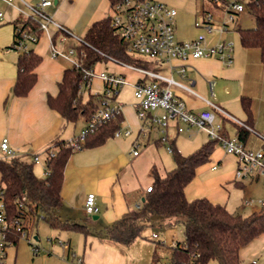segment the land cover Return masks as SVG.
I'll return each instance as SVG.
<instances>
[{
	"label": "crops",
	"instance_id": "0c3cea01",
	"mask_svg": "<svg viewBox=\"0 0 264 264\" xmlns=\"http://www.w3.org/2000/svg\"><path fill=\"white\" fill-rule=\"evenodd\" d=\"M25 1L36 3L40 0ZM51 1L52 4L45 8L46 12L52 16L54 21L82 38L94 22L111 16L113 12L110 0ZM159 1L177 9L176 37L178 39H193L203 33L207 37L208 45H214L220 39L233 41V62L227 64L215 56L188 58L185 61L179 59L149 61L145 57L133 55L142 59L143 65L153 72L172 78L177 83L172 85L174 93L178 98L183 99L192 111L213 110L217 121L222 124L221 133L224 136L239 137L240 124L217 111L212 104L218 105L245 124H250L252 130L243 141L250 148H261L263 140L260 134L264 135V61L259 48L245 47L241 43L238 32V26L244 27L242 25L244 22H248L246 27H254L255 20L253 22L250 18L246 19L247 15L244 16L242 11L236 15V22L230 25L223 34L216 29L209 33L205 28L195 25L198 13L203 16V13L209 11L205 0ZM212 3L214 4L213 1ZM213 4L210 2V6ZM217 6L214 4L219 14L213 15L218 20L222 18L223 11ZM22 10L27 11V7L21 0H14L12 4L0 2V11L4 13L0 17V142L4 137H8L10 145L16 149L18 156L31 160L34 156H38L41 162H35V165L41 168L43 174L40 175L36 171L35 173L42 178L46 176L45 160L48 153L55 150L59 141L69 140L88 125L86 121V125L78 131L77 122L67 121L47 102L48 96L58 94V84L65 70L71 67L68 60L52 57L51 43H55L61 49L69 46L77 47L80 43L71 34L50 24L53 28L49 26L48 33L41 34L37 42L29 44L30 49L42 57V61L35 69L36 84L28 95L16 96L13 88L18 73L17 59L21 50H14L12 45L16 39V27L24 18ZM109 60L115 63V68L105 70L102 66L107 63L99 61L93 65L95 70L120 73L130 82H137L141 79L137 72L127 66L113 59ZM181 67L185 68L184 75L179 71ZM95 77L92 83L97 81L100 88L93 93L99 95L102 92L103 81L100 77ZM146 79L150 80L151 77ZM211 82L214 83L213 92L210 87ZM91 90L90 88L88 92L92 93ZM119 95L120 92L117 101L122 105L123 120L119 128L122 135L113 136L95 147L75 150L65 167L61 188L62 204L56 209V213L63 221L85 225L88 231L52 227L43 217L35 219L29 216V238L30 241L40 246L41 252L34 254L28 239L17 238L15 243L6 249L5 260L7 262L13 264H80L74 258V253L82 257L84 264H163L165 263L161 261L163 257L170 262L173 242L184 239V232L182 240H179L173 232L169 231L170 224L164 225L167 228L165 231L167 235L163 240L156 232L152 233L151 237L158 238L157 242L148 239L151 240L149 242L141 236L125 244L112 241L103 233L107 225L122 217L130 209L139 207L148 186L153 184L152 182L144 185L137 179L139 177L137 176L138 166L146 162L147 158V154L144 158V154L140 151L141 144L147 146L146 150L151 146L154 147V144L148 146L150 143L163 145L158 128L155 125H152L150 129L145 128L144 121L137 117L136 101L126 109L125 104L118 100ZM244 96L250 100L251 114L242 104ZM156 113L161 114L162 110L159 109ZM127 130L130 131L129 135L124 134ZM153 131H156L159 136L154 137ZM167 131L169 140L164 144L172 157L173 149L169 151L168 145L172 148L176 147L183 154H189L209 140L207 133L198 128H193L190 132H178L175 120H170ZM182 133H185L189 142L193 143L192 146H195L190 152H183V147L177 144ZM152 138L153 142H151ZM135 149L138 150V154H134ZM131 152L132 155H130ZM1 155L0 149V157ZM228 155L235 158V169H224ZM169 161L173 168L175 166L174 157L173 161L171 158ZM237 164V157L226 153L218 144L210 160L197 168L194 179L185 188L187 198L193 200L206 197L213 203L225 205L234 213L238 212L233 211L230 206L236 204H238L237 209L252 207V212L259 210L260 207L256 208L255 201L251 206L244 205L243 201L246 197L244 199L241 197L238 201L236 200L237 203L235 200L232 203V195L236 189L231 186L246 187L245 180L235 178ZM153 170L162 176L167 172L160 173L155 166L151 172ZM260 176L250 179H258ZM91 192L96 194V203L99 207L96 214H89L85 210L86 197ZM57 238L69 242L70 247L67 248L56 242ZM240 257L242 264H251L254 260L256 264H264V235L243 246L240 249ZM207 264H219V262L211 259Z\"/></svg>",
	"mask_w": 264,
	"mask_h": 264
},
{
	"label": "trees",
	"instance_id": "16d2710c",
	"mask_svg": "<svg viewBox=\"0 0 264 264\" xmlns=\"http://www.w3.org/2000/svg\"><path fill=\"white\" fill-rule=\"evenodd\" d=\"M110 1L114 7L126 0ZM244 1L255 18V26H238L240 41L245 47L259 48L264 61V0ZM19 23L25 28H32L26 20H20ZM84 40L87 44L82 43L77 49L79 53H85L84 63L87 66L109 59L143 65L142 59L129 52L126 42L112 25L111 16L94 22ZM41 61L42 57L33 49L20 51L13 88L16 96H26L34 87L37 81L35 69ZM82 82V73L71 66L65 70L58 84V94L47 98L49 106L69 122L76 123L82 117L89 122L103 97V94L91 92L84 96L86 90ZM242 104L251 114L248 97L242 98ZM122 120L121 113L90 131L79 149L101 145L115 136ZM247 125L251 127L250 124ZM249 131L240 125L239 138L246 139ZM217 145V140L209 139L189 154H183L173 147L175 166L164 176L153 170L152 189L143 196L140 206L130 209L107 225L103 230L104 236L127 244L141 237L146 227L181 221L184 239L172 246L170 264H188L191 261L207 264L211 259L217 260L219 264H242L240 249L264 235V204L259 210L244 216L231 212L225 205L213 203L206 197L189 200L185 193L197 168L210 160ZM53 151L54 155H49L46 159L49 173L42 178L35 173L34 159L23 156L0 157V186L7 212L11 216L20 214L19 203L23 202L26 206L24 211L29 216L35 219L43 217L52 227L87 232L85 225L63 221L56 213V209L62 204L61 188L65 167L75 149L68 140H64L59 141Z\"/></svg>",
	"mask_w": 264,
	"mask_h": 264
},
{
	"label": "built area",
	"instance_id": "2783aa9c",
	"mask_svg": "<svg viewBox=\"0 0 264 264\" xmlns=\"http://www.w3.org/2000/svg\"><path fill=\"white\" fill-rule=\"evenodd\" d=\"M14 0H0L12 4ZM27 7L23 20L31 25V29L25 28L21 23L17 25V36L14 47L17 50H29V44L39 40L41 34L49 32L50 24H54L59 30H63L80 43L87 44L84 38L72 34L65 26L53 20L45 8L52 4L51 0H40L36 3H29L21 0ZM223 11L221 19H215L214 15L206 11L203 13V21L196 20L197 27H203L207 32L212 33L215 29L223 34L229 29V26L236 22V15L245 10L244 0H212ZM112 25L117 33L126 42L130 53L138 56H144L149 61H170L179 59L182 61L188 58L201 57H217L231 64L233 62L232 51L234 48L233 41L224 39L218 40L214 45H208L205 34H199L193 39L180 40L176 37V16L177 9L169 6L165 2L159 0H126L112 7ZM4 13L0 11V17ZM51 55L53 58H64L68 60L71 66L75 67L82 73L83 88L89 90L92 87V80L98 76L103 81V94L100 104L88 125L76 136L68 140L73 149L77 150L81 147L87 134L97 128L106 121L118 116L122 113V105L117 101L120 90L125 85H132L134 88V96L136 98L135 107L137 117L143 120L145 128L155 125L160 132V140L163 143L168 142L167 130L170 120L177 122L178 132H190L193 128L204 130L209 139L217 140L218 144L226 151L237 157L238 166L235 171L236 180H247L264 174V135L260 134L263 140V146L259 149H253L244 143L238 136L229 138L221 133L222 124L217 121L216 113L213 110L192 111L185 101L178 98L173 91L172 85L177 84L172 78H167L153 72L148 67L141 64L126 63L115 60L121 65L127 66L131 70L137 72L141 79L137 82H130L124 75L115 72L96 71L94 66H87L84 62L85 53H79L77 47L69 46L66 49L59 48L55 43H51ZM182 75L185 74V68L179 69ZM147 77H151L147 80ZM213 92L214 83H210ZM98 94V93H96ZM217 110L238 122L240 125L252 130L244 122L238 120L232 114L228 113L216 104H212ZM161 109L162 113H156ZM125 135H129L130 131H125ZM122 135L120 129L115 132V136ZM172 151L170 145L167 146ZM2 152L1 158H13L18 156L9 142L8 137H4L0 142ZM134 154H138V150H134ZM49 155H54V151H50ZM36 163L41 162L38 156H34ZM47 164V160H45ZM216 166H214L215 168ZM49 173L48 167L45 174ZM152 186H148L150 191ZM264 204V200L260 202ZM244 205L251 206L254 200L246 198ZM21 213L18 215H9L3 199V189L0 186V264H13L5 260L6 249L15 243L17 238H25L30 241V223L29 215L26 213L23 202L19 203ZM85 210L89 214H96L99 207L96 203V194L91 192L87 195L85 201ZM156 236V234H154ZM51 240V239H50ZM32 250L34 254L41 252V248L37 243L32 241ZM56 242L69 248V242L60 238ZM177 242H173L175 246ZM74 258L80 264H84L82 257H78L75 253ZM170 264V262L165 263ZM188 264L194 263L193 261ZM251 264H256L254 260Z\"/></svg>",
	"mask_w": 264,
	"mask_h": 264
},
{
	"label": "rangeland",
	"instance_id": "374dc122",
	"mask_svg": "<svg viewBox=\"0 0 264 264\" xmlns=\"http://www.w3.org/2000/svg\"><path fill=\"white\" fill-rule=\"evenodd\" d=\"M210 2L212 3V0H205V4L207 7V10H209L212 14L217 15L219 14L218 10H216L214 8V4L212 6H210ZM216 5V4H215ZM218 7V6H217ZM219 9H221L220 7H218ZM244 16L247 15L246 19H252L253 22L255 20L254 16L250 13V11L248 9L245 8V10L242 13ZM199 22L203 21V16H201L200 13H198V19ZM248 24V22H244L242 23V25L244 27H246ZM254 26H255V22H254ZM51 28H53V25L50 26ZM14 50H17L15 48H13ZM144 57V56H143ZM105 63H107V65H103L102 67L105 70H111L112 68H115L116 65L115 63H113L111 60H106L104 61ZM104 64V63H102ZM96 77H94L95 80ZM99 84L98 82L94 81L92 83V87H91V91L93 92H97L99 90ZM134 88L131 85H125L121 90H120V95L118 100L122 101L125 104V108H129V106L132 104V102L136 101V98L134 96ZM86 93V94H85ZM84 93V96H87L88 91ZM86 125V120L82 117L80 120H78L77 122V129L78 131H80V129ZM152 135H154V137H158V133L156 131L152 132ZM153 142V138L152 141ZM154 144V145H153ZM177 144L179 146H182V151L183 152H190L194 149L195 146H192V144L189 142V138L186 137L185 133L180 134L179 139ZM153 145L154 147L152 148ZM163 143V145H159L156 143H150L148 146H151L150 149L146 150L147 146H145L144 144H141L140 146V151L144 154V158L146 157L145 154H147V158H146V162H143L141 164H139L140 166H138V171H137V176H139L137 179H139V181L143 182L144 185L148 184V183H152L154 181V176L152 175V168H154V166L157 168V170H159L160 173H164L171 168V164H170V158L173 161V157L172 154H170L167 149H166V145ZM178 146V147H179ZM230 154V153H229ZM132 155V152L131 154ZM227 157H229L228 159H226L225 163H224V169H235L236 167V160L232 155H228ZM31 158V157H30ZM238 166V164H237ZM35 171L37 173H39L40 175L43 174L41 168L37 165H35ZM208 173H210L209 170ZM246 187H236L235 185H232L231 187H234L236 189V191L233 193L232 195V203H234L236 200L238 201L239 199H244V197L246 198H253L255 203L256 208L261 207L262 204L260 203L262 200H264V174H262L258 179H247L244 181ZM234 184V183H233ZM235 200V201H234ZM237 201L235 203H237ZM238 204H236L235 206H230L231 209L233 211H236L244 216L249 215L252 212V207H247L243 210L237 209ZM170 228L169 231L173 232L175 234V236H177V239L182 240V236H183V232H184V227H183V223L181 221L170 224ZM166 226L164 225H155V226H151V227H146L144 232H143V238L145 240L148 239H153L155 242H157L158 238H152L151 235L153 232H156L157 235H159L160 239L163 240L164 236L167 235L165 234L166 231ZM149 242H151V240H148ZM164 250V249H163ZM162 262H167L166 258L163 257L161 259ZM163 263V264H165ZM168 263V262H167Z\"/></svg>",
	"mask_w": 264,
	"mask_h": 264
},
{
	"label": "water",
	"instance_id": "95a60500",
	"mask_svg": "<svg viewBox=\"0 0 264 264\" xmlns=\"http://www.w3.org/2000/svg\"><path fill=\"white\" fill-rule=\"evenodd\" d=\"M97 217V216H96Z\"/></svg>",
	"mask_w": 264,
	"mask_h": 264
}]
</instances>
